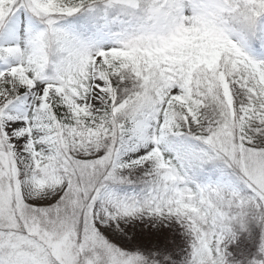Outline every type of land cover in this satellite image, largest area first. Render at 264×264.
<instances>
[{
  "label": "snow or ice",
  "instance_id": "6c2138e0",
  "mask_svg": "<svg viewBox=\"0 0 264 264\" xmlns=\"http://www.w3.org/2000/svg\"><path fill=\"white\" fill-rule=\"evenodd\" d=\"M0 264H264V0H0Z\"/></svg>",
  "mask_w": 264,
  "mask_h": 264
}]
</instances>
